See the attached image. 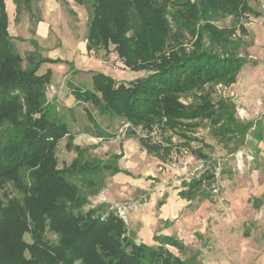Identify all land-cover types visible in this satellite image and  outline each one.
I'll return each instance as SVG.
<instances>
[{
    "label": "trees",
    "instance_id": "16d2710c",
    "mask_svg": "<svg viewBox=\"0 0 264 264\" xmlns=\"http://www.w3.org/2000/svg\"><path fill=\"white\" fill-rule=\"evenodd\" d=\"M74 1H87L91 7L87 50L107 52L112 46L126 68L147 72L128 82L102 72L91 74L89 86L69 81L67 87L79 105L89 103L99 115L122 118L147 132L159 126L184 141L197 139L187 132L207 122L213 136L234 143L233 150L247 144L251 153H258L261 121L239 120L230 98L214 97V86L234 83L248 62L239 52L241 36L247 33L243 21L260 15L249 0ZM227 16L228 26L214 23ZM6 28L1 3L0 264H194L166 248L183 250L173 236L154 235L156 245L137 243L113 211L101 212L104 204L84 209L100 186L94 174L119 169L115 164L81 161L79 146H73L76 157L58 166L57 144L67 136L66 148H71L72 135L46 99L51 71L38 70L42 63L62 60L30 52L24 65ZM190 94V102L180 100ZM83 109L97 127L91 110ZM140 142L148 152L161 147L141 138ZM193 152L209 160L200 149ZM214 179L208 167L182 181L179 195L207 196L203 185ZM47 232L55 240L47 239Z\"/></svg>",
    "mask_w": 264,
    "mask_h": 264
},
{
    "label": "rangeland",
    "instance_id": "374dc122",
    "mask_svg": "<svg viewBox=\"0 0 264 264\" xmlns=\"http://www.w3.org/2000/svg\"><path fill=\"white\" fill-rule=\"evenodd\" d=\"M1 3L6 15V30L24 65L30 52L62 60L42 63L38 70L44 71L46 65L51 68L50 82L44 88L46 99L67 120L72 135L71 148H66L67 136L57 144L58 166L68 164L76 157L78 154L73 146H79L81 161L115 164L119 169L116 172L100 169L94 174L93 179L100 180V186L94 195L89 196L84 209L104 204L101 212L105 215L113 211L123 220L137 243H142L136 233L143 236L144 223L150 224L154 235L165 227L167 232L186 244L185 251L169 245L166 248L182 260H195L194 264H202L211 254L216 255L215 258L223 254L218 243L221 231L210 236L208 231L198 235L193 228L187 229L191 226L192 211L197 206L193 200L180 198L177 192L182 188L183 179L211 167L215 179L206 188L213 194L211 200L214 199L216 205L212 211L217 216H210L207 220L201 217V220L208 222V229L212 222H227L232 225L231 234L234 236L252 231L253 241L264 244V140L257 142L259 151L254 155L250 145L242 144L233 150L232 141L213 136L207 122L194 132H187L197 139L184 141L170 130L161 131L159 126L147 132L140 126H131L122 118L99 115L89 103L72 104L67 87L69 81L89 86L91 74L102 72L116 81L128 82L147 72L126 68L112 46L107 52L104 49H86L87 24L91 16L87 1L80 4L74 0H0ZM249 4L260 15H249L243 21L247 33L241 36L243 44L239 52L248 62L238 72L233 84L214 86V97L230 98L235 104V117L239 120L259 119L264 124V0H249ZM40 21H45L47 26L41 27ZM230 22L231 18L227 16L214 23L225 27ZM191 96L180 100L190 102ZM83 106L91 110L97 127L89 121ZM140 138L161 147L156 153L148 152ZM197 148L209 160L195 156L193 150ZM111 181L117 184L111 187L108 184ZM80 187L85 192V187ZM241 191L245 195H238ZM161 208L172 213L171 219H158ZM119 209L122 214L118 213ZM45 237L55 240V235L48 232ZM25 239L29 240V237L25 236ZM152 240L153 243L146 245L157 244L154 238Z\"/></svg>",
    "mask_w": 264,
    "mask_h": 264
},
{
    "label": "crops",
    "instance_id": "0c3cea01",
    "mask_svg": "<svg viewBox=\"0 0 264 264\" xmlns=\"http://www.w3.org/2000/svg\"><path fill=\"white\" fill-rule=\"evenodd\" d=\"M40 24L42 25L41 27L47 26L45 21H40ZM41 29H43V28H41ZM86 43H87V41H86ZM85 47H86V44H85ZM86 49H87V47H86ZM46 69L50 70L51 68L46 65V67L44 68V71ZM44 71H42V72H44ZM51 76H52V74H51ZM70 97L72 99V102H71L72 104H78L77 101H75L74 97L71 94H70ZM64 120L67 123V120L65 118H64ZM261 123L263 126V138L261 140L263 141L264 140V124H263L262 120H261ZM67 125H68V123H67ZM262 157L264 159V153H262ZM182 181H186V179H183ZM108 184L111 187H113L117 183L114 181L113 182L111 181ZM207 186L208 185H203V190H204L203 192H207L205 194H208L209 196L197 194L195 197H192V198L181 197L179 195V191L184 188L183 186L177 192V194L180 198L185 199L187 201L193 200L194 206H197V208H194L192 211V221L190 223L191 226H190V228L188 227L187 229L193 228V231L198 232V235H202V234L206 233V231H208V232L212 233V234L209 233L210 236L213 234H217L218 231H221V233H220L221 239L219 240L218 243L220 244V247H222V249H223V254L219 258H215L216 255L211 254V255H209V257H207L206 262L203 261L202 264H250V263L251 264H264V244L262 241H259V242L253 241V236L251 234L252 231L250 233H247L244 235L238 236L235 234V236H234L233 234H231L232 225L227 223V222L218 223V224H214L216 222H214V223L212 222V224H210L211 228L208 229V226H207L208 222H206V220L208 218L210 219V216H212V218H213V217H216L217 215H213L214 212L212 210L214 209V206L216 205V203L214 202L215 201L214 199L211 200L213 197L212 196L213 194L211 193V191L209 189L206 188ZM113 190L115 192L117 191L115 188H113ZM238 195H240V196L245 195V193L241 191L240 193H238ZM240 200L241 199H239V202H241ZM171 215H172V213L169 214V211H167L165 208H161V210L158 213V216H159L158 219H160V220H167L168 219L169 220V219H171L170 218ZM201 217H206V220L205 221L201 220ZM156 222H157V220H156ZM152 230L153 229H151L149 223L148 224L144 223V227H143L142 232H141L143 236H140L138 233H136V235H137L136 237L139 239V242H142L145 244L153 243L152 239H153L154 234L151 233ZM155 235L173 236V234H170L169 232L166 231L165 227L161 228L159 230V233H155ZM173 237L176 238L183 245V250H179V251H185V249H186L185 242L183 240H181V238H178L177 236H173ZM214 247H215V245H214ZM197 259H199L198 256H197ZM249 259L251 262H249ZM193 261H195V260H193Z\"/></svg>",
    "mask_w": 264,
    "mask_h": 264
},
{
    "label": "built area",
    "instance_id": "2783aa9c",
    "mask_svg": "<svg viewBox=\"0 0 264 264\" xmlns=\"http://www.w3.org/2000/svg\"><path fill=\"white\" fill-rule=\"evenodd\" d=\"M49 88L52 89V86H49ZM121 212H122V211L119 209V210H118V213H119V214H122Z\"/></svg>",
    "mask_w": 264,
    "mask_h": 264
}]
</instances>
